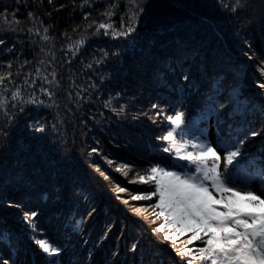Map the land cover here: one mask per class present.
Returning <instances> with one entry per match:
<instances>
[{
	"label": "trees",
	"instance_id": "obj_1",
	"mask_svg": "<svg viewBox=\"0 0 264 264\" xmlns=\"http://www.w3.org/2000/svg\"><path fill=\"white\" fill-rule=\"evenodd\" d=\"M235 5L0 0V98L7 101L0 107V264H188L199 255L204 243H187L191 233H177L175 248L153 234L163 223L153 214L158 197L132 196L154 190L138 180L152 165L188 170L175 148L163 151L169 145L160 137L171 130L165 117L183 111V138L194 139L189 127L210 88L221 123L218 130L210 115L207 128L227 140L232 124V139L244 141L232 173L252 176L264 162V0H240L232 11ZM243 70L241 97L253 106L232 118L230 96ZM38 240L60 254L44 253ZM185 245L190 255L181 258L176 249Z\"/></svg>",
	"mask_w": 264,
	"mask_h": 264
},
{
	"label": "snow or ice",
	"instance_id": "obj_2",
	"mask_svg": "<svg viewBox=\"0 0 264 264\" xmlns=\"http://www.w3.org/2000/svg\"><path fill=\"white\" fill-rule=\"evenodd\" d=\"M239 6L240 0H236L232 11ZM99 27L110 26L101 24ZM132 30L134 29L130 26L123 34L128 35ZM184 78L187 79V76ZM3 80L4 77H0V83H3ZM19 96V92H13L11 98L15 101ZM213 96L214 93H211L210 88L205 109L198 118H194L193 124L205 121L210 115H216L219 130L221 121L219 113L211 104ZM34 102V100L28 101V103ZM0 107H7V101L3 98H0ZM152 107L158 106L153 104ZM237 114L245 113L239 107H234L229 115L234 118ZM165 119L169 121L171 130L160 137L169 145L163 151L170 152L175 148L177 159L187 161L189 167L185 171L183 165L169 164L162 167L160 164H155L145 175L138 176L140 183H151L154 185V190L143 195H133L132 199L140 201L158 197L153 208L159 211H154L153 214L157 220L162 218L163 223L153 229V234H163L162 240L171 242L174 248L177 233L181 235L191 233L187 243L203 241L204 246L198 249L199 255L192 257L188 264H193V260L208 264H264V198L252 191L250 185L237 184L232 178V171L240 163L242 156L240 146L244 141L232 139L233 125L228 124L226 135L229 139L226 140L224 134H221L217 142V146L226 153L221 157L217 146L207 142L205 129H199L200 136L195 140L183 138L188 125L183 111L177 110L174 115L166 116ZM178 135L181 136L180 145L177 144ZM251 135L256 136L258 133L253 131ZM222 161L225 166L223 172L220 170ZM169 167H178L180 171L167 170ZM250 174L264 182V162H261L259 170H250ZM209 184L219 198L213 195ZM237 187H240L241 191H236ZM119 191L126 190L120 188ZM134 211L140 213L141 209ZM36 215L35 211L24 214L26 220ZM37 244L50 256L60 254L61 249L47 240H38ZM135 247L136 245H133V249ZM176 254L183 258L190 255V251L185 245L183 249H176ZM2 264H9V260L4 259Z\"/></svg>",
	"mask_w": 264,
	"mask_h": 264
},
{
	"label": "rangeland",
	"instance_id": "obj_3",
	"mask_svg": "<svg viewBox=\"0 0 264 264\" xmlns=\"http://www.w3.org/2000/svg\"><path fill=\"white\" fill-rule=\"evenodd\" d=\"M244 75L247 78V71L243 70L238 73H236V77ZM244 88V87H243ZM242 85L236 84V87L232 90L230 100L234 103L235 107H239L245 114L241 116H246L249 113V110L252 108L253 104L252 102H247L245 100H242V91H243ZM240 115V114H239ZM212 120V119H211ZM207 122L206 121H199L197 124H192L189 129L191 132H193V138L196 139L200 136L199 129L203 128L205 129L206 133V140L208 143L212 144L213 146H217L219 135H221L216 127L211 126L207 128ZM226 139V138H225ZM199 142V141H198ZM217 151L220 153L221 157L226 155V153L222 150L221 147L217 146ZM224 163L221 162L220 170L224 171ZM232 178L237 184H247L251 186V190L254 191L257 195H261L262 198H264V182H261L259 178H254L253 176H245L243 171L239 172L237 175L232 173ZM210 187V184H209ZM210 190L213 191V195H216L217 198H219L218 194L215 193L213 189ZM236 191H241L240 187L236 188Z\"/></svg>",
	"mask_w": 264,
	"mask_h": 264
},
{
	"label": "bare ground",
	"instance_id": "obj_4",
	"mask_svg": "<svg viewBox=\"0 0 264 264\" xmlns=\"http://www.w3.org/2000/svg\"><path fill=\"white\" fill-rule=\"evenodd\" d=\"M246 79L247 78L244 75H241V77L240 76H237L238 85L239 86L242 85V88L245 87L246 86Z\"/></svg>",
	"mask_w": 264,
	"mask_h": 264
}]
</instances>
